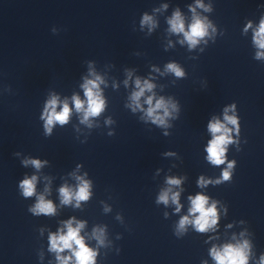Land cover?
<instances>
[{
  "label": "water",
  "instance_id": "1",
  "mask_svg": "<svg viewBox=\"0 0 264 264\" xmlns=\"http://www.w3.org/2000/svg\"><path fill=\"white\" fill-rule=\"evenodd\" d=\"M197 19L205 34L191 44ZM261 21L264 0H0V264H77L75 244L51 248L69 221L83 225L90 264H218L226 246L264 264ZM88 81L103 106L85 119ZM53 98L69 114L46 126ZM216 121L231 141L219 165L207 151ZM197 195L216 210L204 231L190 212ZM40 197L53 213L35 211Z\"/></svg>",
  "mask_w": 264,
  "mask_h": 264
},
{
  "label": "clouds",
  "instance_id": "2",
  "mask_svg": "<svg viewBox=\"0 0 264 264\" xmlns=\"http://www.w3.org/2000/svg\"><path fill=\"white\" fill-rule=\"evenodd\" d=\"M149 19L145 17V20ZM172 24V28L174 31H183V23L179 18V14H176V17L173 21L170 22ZM205 34V26L199 20H195V22L190 27V32H186L185 36L187 40L191 44H195L197 42V38L201 37ZM255 42L258 44L260 48H264V21H261V25L259 30L255 34ZM259 55V54H258ZM169 68L176 72L177 75H182V72L179 71L174 65H169ZM137 86H139V82H137ZM86 89V96L88 97V108L85 112V119L88 116L98 115L99 112L102 110L103 102L99 100L98 96L94 95L92 92V88L96 87L94 81H88L84 85ZM145 87L151 88L150 84H145ZM143 88H141L140 92L134 94V99L138 100L139 97L143 94ZM56 99L53 98L49 101V106L52 108V112L48 115L46 126H50L53 124L54 121H58L61 124L67 122V117L69 114V109L67 105L64 106L63 111L61 114L55 112L56 106ZM148 104L151 105L152 99L151 97L147 101ZM156 108L164 107L162 101H158L155 105ZM76 108L80 110L82 108V102L79 99H76ZM154 112L153 108H149L148 115L152 116ZM155 120H159V122L163 123V119L161 117H156ZM225 120L229 123L235 124L236 120L233 117L228 116L225 114ZM209 130L213 133H221L220 135H214V139L210 141L209 147L207 149L209 156L208 159L214 164H221L223 163V156L225 152L224 145L230 143V137L227 135L228 129L224 127L219 121L209 124ZM50 131V128H49ZM31 163L39 168L40 161L33 160ZM231 167V165H229ZM224 178H228V172H224ZM36 177H32L31 179H25L21 183V187L23 188V194L25 196H31L34 193V186H35ZM170 184H178V180L170 179ZM61 195L63 196V202L68 203L72 198V193L67 188H62ZM177 195L174 194L172 196L173 202H176ZM89 196L88 192V184L85 182L79 188L78 192L75 195L77 201L79 200H86ZM160 200L167 203L168 196L167 193H164L160 196ZM192 207L190 209L191 213H199V216L195 219L194 223L197 227V230L204 231L208 227L215 225L217 223L216 219V210L215 206L205 207L207 204V198L202 195H197L191 201ZM179 210V208H177ZM35 211L44 214H51L54 212V208L51 202H45L43 197H40L38 204L36 205ZM185 223H188V218L184 217L181 220V227ZM83 225H78L76 228L72 227L71 221L68 222L67 225V233L65 235L52 236L51 237V248L53 250L62 251L63 249H72L73 244L76 245V250L74 251V255L76 256L77 264H90L93 259L94 253L85 246L83 239L79 236V230ZM215 259L217 260L218 264H247V256L245 252L241 248H235L232 246H226L223 250V253H214ZM64 264H67L65 261Z\"/></svg>",
  "mask_w": 264,
  "mask_h": 264
}]
</instances>
